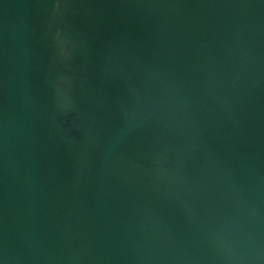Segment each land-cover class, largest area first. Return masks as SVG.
<instances>
[{"label": "water", "instance_id": "water-1", "mask_svg": "<svg viewBox=\"0 0 264 264\" xmlns=\"http://www.w3.org/2000/svg\"><path fill=\"white\" fill-rule=\"evenodd\" d=\"M0 264H264V0H0Z\"/></svg>", "mask_w": 264, "mask_h": 264}]
</instances>
